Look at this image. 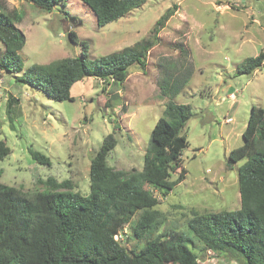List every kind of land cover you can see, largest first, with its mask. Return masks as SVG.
<instances>
[{
  "label": "rangeland",
  "instance_id": "obj_1",
  "mask_svg": "<svg viewBox=\"0 0 264 264\" xmlns=\"http://www.w3.org/2000/svg\"><path fill=\"white\" fill-rule=\"evenodd\" d=\"M174 4L176 12L149 50L145 69L131 66L122 85L88 76L73 85L74 101H58L0 71V140L12 150L0 160V182L32 192L46 187L39 180L70 179L76 191L88 194L91 160L110 133L117 145L109 164L141 170L167 101L159 88L162 64L181 59L183 45L194 66L189 86L175 97L194 112L183 131L189 141L182 155L187 174L166 195L153 191L166 216L156 233L176 229L193 236L187 221L194 212L241 206L238 168L244 160L229 166V153L244 143L252 107H264V64L250 75L239 74L238 66L264 49V0H146L105 26L98 25L82 0H69L52 12L27 0H0L5 11L24 12L17 24L26 36L20 51L24 69L80 55L82 45L71 40V30L88 43L90 58L150 38L156 21ZM31 148L49 156L51 165L38 163ZM130 234L126 227L116 238L129 250L144 245L145 239ZM199 258L198 264H239L235 257L210 250Z\"/></svg>",
  "mask_w": 264,
  "mask_h": 264
},
{
  "label": "trees",
  "instance_id": "obj_2",
  "mask_svg": "<svg viewBox=\"0 0 264 264\" xmlns=\"http://www.w3.org/2000/svg\"><path fill=\"white\" fill-rule=\"evenodd\" d=\"M47 12L66 7L69 0H27ZM96 15L99 26L117 20L142 6L146 0H82ZM169 7L153 27L150 38L119 51L89 57L88 43L80 55L64 57L24 69L20 51L26 44L17 26L24 17L18 8L5 11L0 5V71L14 74L21 84L39 89L47 97L74 101L73 85L84 77L122 85L133 65L145 69L148 52L158 42L159 32L175 14ZM181 59L162 64L160 95L167 98L164 115L156 122L141 170L116 169L108 162L116 147L114 133L107 135L90 163V192L76 191L70 179L39 180L45 188L27 192L0 182V264H198L208 250L235 257L239 264H264V107L253 106L243 132L244 143L229 153L228 165L244 160L238 168L241 206L234 210L194 212L182 230L156 233L166 221L157 208L154 190L167 194L186 178L183 151L189 146L183 133L194 115L192 106L175 97L190 84L194 66L187 62L188 50L181 45ZM264 64V49L245 58L239 74H252ZM0 140V160L11 153ZM33 158L51 165L50 157L30 149ZM178 175L173 178V174ZM138 218L134 221L135 215ZM129 227L144 245L130 250L116 235Z\"/></svg>",
  "mask_w": 264,
  "mask_h": 264
},
{
  "label": "built area",
  "instance_id": "obj_3",
  "mask_svg": "<svg viewBox=\"0 0 264 264\" xmlns=\"http://www.w3.org/2000/svg\"><path fill=\"white\" fill-rule=\"evenodd\" d=\"M228 121H231V118H229Z\"/></svg>",
  "mask_w": 264,
  "mask_h": 264
}]
</instances>
